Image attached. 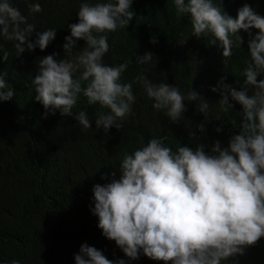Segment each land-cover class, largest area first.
Returning a JSON list of instances; mask_svg holds the SVG:
<instances>
[{"label":"clouds","instance_id":"clouds-1","mask_svg":"<svg viewBox=\"0 0 264 264\" xmlns=\"http://www.w3.org/2000/svg\"><path fill=\"white\" fill-rule=\"evenodd\" d=\"M133 3H80L78 22L68 25L70 35L64 38V58L58 59L57 53L40 58L31 80L35 101L45 109L43 119L57 110L61 116L72 117L82 95L89 105L108 110L95 114L97 130H120L123 121L134 114V84L143 87L154 101L152 107L164 111L173 124L187 111L186 100L197 102V112L208 115L210 102L192 88L185 95L179 87L153 83L145 75L147 69L142 66L156 67L151 52L135 56L140 72L127 83L122 82V76L133 61L116 65L103 62L110 48L107 33L127 28L134 17L144 18L133 11ZM173 3L177 15L190 16L193 36L211 34L209 43L216 46L219 42L223 58L231 57L234 43L237 47L244 43L238 33L248 34L250 60L242 72L243 86L238 90L222 77L211 89L220 92L217 103L221 111L233 110L235 104L241 106L239 132L230 137L226 147L216 140L209 150L198 143L194 148L178 144L173 151L165 143L166 137L151 138L141 148L123 154L118 178L114 171L101 175V180L111 181L93 186L94 207L90 211L98 217L102 235L114 241L131 261L143 254L162 264H226L229 260L238 264L235 258L246 255L248 248L264 238V79L258 80L264 76V16L248 3L238 9L236 17L214 0ZM29 11L40 13L43 9L34 2ZM35 29L11 0H0V38L14 42L16 57L37 47L44 51L56 38V29L49 28L36 33L33 41ZM81 40L85 45L78 49ZM157 42L155 36L150 40L153 45ZM0 53V64L7 62L10 53L2 43ZM5 76L7 72L0 71V102L13 96L10 88L5 91ZM74 118L83 130L92 128L87 111L77 112ZM232 126L236 127L235 120ZM197 130L203 133L204 123ZM215 131L221 133L223 125ZM74 259L75 264H125L123 259H108L87 243L81 245ZM10 264L21 262L13 259Z\"/></svg>","mask_w":264,"mask_h":264},{"label":"trees","instance_id":"trees-1","mask_svg":"<svg viewBox=\"0 0 264 264\" xmlns=\"http://www.w3.org/2000/svg\"><path fill=\"white\" fill-rule=\"evenodd\" d=\"M34 2L40 3L42 12L30 13ZM81 2L11 0L28 17V22L35 24L33 41L36 33L49 28L56 29V38L44 51L37 47L19 57H16L14 42L0 38L10 53L9 60L0 64V71L7 72L5 91L9 88L13 91L10 101L0 102V264H10L13 259L21 264H75L74 256L84 243L102 251L114 262L123 259L125 264H162L143 254L131 261L114 241L102 235L97 227L98 217L90 211L94 207L93 186L111 181V178L101 180L106 172L114 171L118 178L123 154L134 152L153 137H166L165 143L173 151L178 144L194 148L198 143L207 145L209 150L216 140L226 147L230 137L239 132L241 106L233 102V110L221 111L217 103L220 92L214 93L211 89L222 77L238 90L243 86L242 72L250 60L248 34L238 33L244 43L241 47L234 43L231 57L223 58L219 42L216 46L209 43L213 39L211 34L201 38L193 36L190 16L177 15L173 0H134L133 11L144 18L134 17L127 28L107 33L110 48L103 62L116 65L133 61L122 76V82L127 83L140 72L135 56L151 52L157 61L156 67L142 66L147 69L145 75L153 83L175 85L185 95L192 88L210 102L206 117L197 112V102L186 100L187 111L173 124L164 111L152 107L154 101L148 98L143 87L134 84V114L123 121L120 130L111 128L107 133L97 130L95 114L108 110L89 105L82 95L72 110V117L61 116L57 110L55 115L43 119L45 109L35 101L31 80L40 58L53 53L58 54V59L64 58V38L70 35L68 25L78 22ZM214 2L220 3L232 17H236L245 3L264 16V0ZM252 31L257 34L256 30ZM153 36L158 41L155 45L150 43ZM232 39L235 41V36ZM184 40L187 42L180 44ZM84 45V41H78V49ZM81 110L87 111L92 119L91 129L83 130L75 120V114ZM233 120L236 127L232 126ZM201 123H204L203 133L197 130ZM221 125L223 131L217 133L215 129ZM235 260L238 264H264V238Z\"/></svg>","mask_w":264,"mask_h":264}]
</instances>
